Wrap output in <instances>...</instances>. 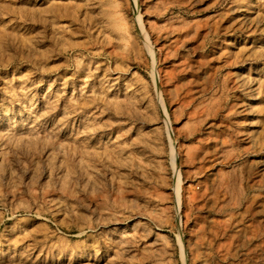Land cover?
Returning <instances> with one entry per match:
<instances>
[{"label": "rangeland", "instance_id": "374dc122", "mask_svg": "<svg viewBox=\"0 0 264 264\" xmlns=\"http://www.w3.org/2000/svg\"><path fill=\"white\" fill-rule=\"evenodd\" d=\"M0 264H264V0H0Z\"/></svg>", "mask_w": 264, "mask_h": 264}]
</instances>
